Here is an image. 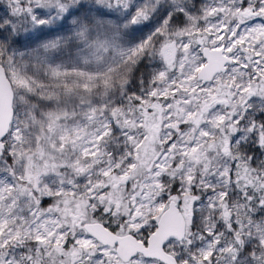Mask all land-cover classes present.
I'll use <instances>...</instances> for the list:
<instances>
[{
  "label": "snow or ice",
  "instance_id": "snow-or-ice-1",
  "mask_svg": "<svg viewBox=\"0 0 264 264\" xmlns=\"http://www.w3.org/2000/svg\"><path fill=\"white\" fill-rule=\"evenodd\" d=\"M0 264H264V0H0Z\"/></svg>",
  "mask_w": 264,
  "mask_h": 264
}]
</instances>
